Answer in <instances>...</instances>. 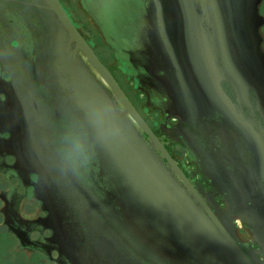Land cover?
Masks as SVG:
<instances>
[{"label":"flooded vegetation","instance_id":"obj_1","mask_svg":"<svg viewBox=\"0 0 264 264\" xmlns=\"http://www.w3.org/2000/svg\"><path fill=\"white\" fill-rule=\"evenodd\" d=\"M58 1L188 184L249 260L264 264V151H257L264 148V129L252 90H235L216 71L201 82L197 74L176 73L162 45V0H99L101 26L87 8L91 0H75L77 8ZM183 2L176 5L182 14ZM191 2L202 27L194 31L197 37L213 31L216 15L231 18L238 12L235 5ZM256 10L264 17V0ZM257 32L264 54V22ZM55 36L53 19L36 0H0V79L9 85L15 80L22 92L13 95L9 108L26 106L40 116L35 127H15L0 119V264H197L93 150L97 143L87 138V129L67 103L66 88L55 78ZM94 37L102 41L110 61L99 56ZM214 60L202 66L203 72L220 66L219 58ZM215 82L233 113L209 96L190 97L176 89ZM1 89L0 102L7 103ZM126 118L161 165L186 187L151 137ZM70 132L84 142L83 154L73 150ZM14 134L17 141L6 144ZM11 148L21 149L18 157Z\"/></svg>","mask_w":264,"mask_h":264},{"label":"water","instance_id":"obj_2","mask_svg":"<svg viewBox=\"0 0 264 264\" xmlns=\"http://www.w3.org/2000/svg\"><path fill=\"white\" fill-rule=\"evenodd\" d=\"M36 1L56 25V58L52 63L55 66V78L63 85L62 89L66 88L67 103L87 129V138L97 143L93 150L104 158L109 170L121 178L126 186L125 191L159 222L169 238L188 249L189 256L197 264H253L154 139L110 72L70 22L59 1ZM162 1L165 6L160 27L164 35L162 45L175 72L179 69L186 72L183 76L191 77L197 74L201 82L205 76L213 77L209 74L216 71L224 73L235 90L245 92L251 89L256 96L264 129V54L259 49L260 36L257 32L264 17L257 14L259 0H210L216 4L235 5L238 12L231 18L224 13L216 15L213 31L204 37L195 35L194 31L202 27L194 19L191 0H184L183 14L176 8L180 0ZM97 3L99 0H91L87 8L95 23L101 26ZM106 23L110 24V21ZM105 38L111 39L109 33L105 32ZM196 40H200L199 43ZM0 58L4 60L1 50ZM215 58H219L220 66L205 68L203 72L202 66L206 67ZM97 76L112 95H109ZM0 86L7 102H0L2 124L15 127H35L40 124V116L32 108L25 106L23 109L19 105L14 110L9 108L10 102L15 101L14 96L22 95L18 82L12 80L9 85L0 79ZM176 89L190 97L197 93L209 96L222 109L233 113L232 103L216 82L180 84L176 85ZM113 96L119 106L115 104ZM126 114L151 137L186 187L181 186L161 165ZM12 131L16 132L15 129ZM262 134L264 136V130ZM14 141H17L15 134L12 140L9 138L5 143L13 144ZM11 149L10 152L18 157L21 149ZM257 151L261 153L264 148L259 146Z\"/></svg>","mask_w":264,"mask_h":264},{"label":"rangeland","instance_id":"obj_3","mask_svg":"<svg viewBox=\"0 0 264 264\" xmlns=\"http://www.w3.org/2000/svg\"><path fill=\"white\" fill-rule=\"evenodd\" d=\"M66 1L69 4H71L73 8L76 7L75 0H66ZM82 23L85 24V22H84L83 19H82ZM93 40L96 43V50H97L99 56L101 58H103L104 60H106V61H110L111 60V57H110L109 53L107 52V50L105 49L104 45L102 44V41H100V39L98 37H94ZM1 186H2V182L0 181V187ZM5 236L9 237L8 235H5Z\"/></svg>","mask_w":264,"mask_h":264},{"label":"clouds","instance_id":"obj_4","mask_svg":"<svg viewBox=\"0 0 264 264\" xmlns=\"http://www.w3.org/2000/svg\"><path fill=\"white\" fill-rule=\"evenodd\" d=\"M69 136L72 138L73 150L83 154L85 151V144L81 138L72 132L69 133Z\"/></svg>","mask_w":264,"mask_h":264}]
</instances>
